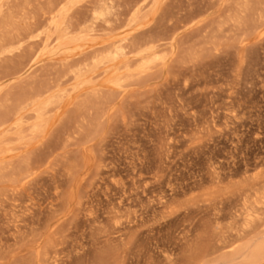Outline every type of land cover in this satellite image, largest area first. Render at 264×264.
I'll return each instance as SVG.
<instances>
[{
    "label": "rangeland",
    "instance_id": "374dc122",
    "mask_svg": "<svg viewBox=\"0 0 264 264\" xmlns=\"http://www.w3.org/2000/svg\"><path fill=\"white\" fill-rule=\"evenodd\" d=\"M15 2L26 4L35 34L55 31L43 15L51 4L66 9L57 32L107 10L108 23L71 56L70 71L93 69L110 53L116 60L99 65L49 114V129L0 164V264H167L175 255L213 264L218 255L201 260L200 243L191 254L180 250L185 236L212 238L208 214L218 207L249 232L240 247L264 243V0ZM38 47L26 45L0 64L1 77L20 61L26 67L15 82L2 81L14 87L2 93L0 116L15 109L23 88L63 76L60 57L32 56ZM154 52L158 61L144 66L141 58ZM78 76L64 83L71 88ZM249 213L255 219L247 227Z\"/></svg>",
    "mask_w": 264,
    "mask_h": 264
},
{
    "label": "bare ground",
    "instance_id": "6f19581e",
    "mask_svg": "<svg viewBox=\"0 0 264 264\" xmlns=\"http://www.w3.org/2000/svg\"><path fill=\"white\" fill-rule=\"evenodd\" d=\"M16 3L17 2H15V0H0V64L8 62L6 60L9 58L10 55H14L15 51L18 52L17 53L18 55H21L19 52H20V50L23 51L24 49H26L27 48V47L25 48L26 45H28L29 47L30 46L31 47L39 46L38 48H40V49L38 51L37 50L32 51L33 52L32 56L37 55L41 50L44 53V56L45 55H49V56L51 55V56L60 57L61 58L60 61L63 65L65 71H64L63 76L56 83L52 82L53 84L43 85L37 89L31 88L30 90L29 89L25 90L23 88V93H22L23 96L20 94V99L18 98L19 101H18V104L16 105L15 109H13L11 111V113H9V114L7 113L8 116H6V115L0 116V164L2 162H4V160H6L8 158V156L14 154V152L17 151L16 149H18L19 147L16 148L15 146L25 145V144H27L26 142L29 139L35 140L36 137L44 134L51 127V117H49V114L52 113V111H55L58 106H61L65 101L70 99L71 93L78 92V87H84L87 83H89L90 82L89 81L90 76L92 74H94L95 70L98 69L99 65L102 64L106 67H109V64H111L114 60H116L115 58H113L111 56V53H110L109 55L107 54L106 57L102 56V58H99V60L95 59V65H94L93 69H87V68L83 67L84 69H87L84 72V71H82V69L80 67H79L80 69L77 67L78 62H74L75 66L77 65L76 66L77 71H75V70L70 71V68L72 65L70 63V62H72V61H70V59L72 58L71 56L74 53H77V51H80L83 46H87L92 41V37H93L94 33L97 31V28H98L100 23H102V22H104V24L108 23L109 13L107 12V10L98 11V12L96 11V13L90 19H88V21H86L83 25H80L77 28V30H75V31H71L72 29L71 30L70 29H62V30L57 32L58 28H62V27H60V25L61 24L64 25L60 21H61L62 13L64 11H66V9H65V7H62V6H60L59 9H57L56 6L51 7L53 5V4H51V6H48V9L46 10V12H44L43 10L42 11L44 12L43 15H44L45 20L55 22V26H56L55 31H53V32L52 31H41V33L35 34V32L36 33L38 32V30L35 29L36 24H31V23L27 22L28 18L26 15V6H25L26 4L24 6H20L19 4L17 5ZM59 5H61V4H59ZM111 10L112 9H110V11ZM140 11H141L140 8H138L135 11V13L132 14L133 15L132 20L133 19L136 20L138 18ZM32 15H34V14H32ZM104 28H105V26H104ZM106 29H107V27H106ZM261 36H263V34H261ZM120 47L122 48V46H119V48ZM117 51H119V50H117ZM121 53H123V52L121 51ZM155 53L156 52H154V54L151 53L152 55H154L153 58H150L152 55L150 57L144 56L141 58V60L144 61L143 62L144 66L149 65V63L151 61H154V62L156 60L158 61L159 58L155 55ZM115 54H117V53L115 52ZM125 55L126 54L123 53V56H125ZM113 56H115V55H113ZM158 56H159V54H158ZM119 57L121 58V56H119ZM13 58H14V56L12 57V59ZM60 58H58V60ZM161 60L162 59H160V61ZM4 61H6V62H4ZM21 62L22 61H20V63ZM20 63H19V65H18V63H17V65H15V66H18L16 71L15 70H13L14 72L10 71L11 73L8 72L3 77L0 76V87H2V89L0 88V99L1 100L3 99L2 93L4 92V90L7 87L9 89L14 87V84H10L8 86L4 85L5 87H3L2 81L6 78L12 77L11 81L15 82L19 78L18 75H20L21 72L26 68L25 62H23L21 64ZM0 67H1V65H0ZM123 67H125V66L123 65ZM123 67H121V71L123 69H126ZM72 68H74V67H72ZM115 68H117V66ZM127 68L130 69L129 66H127ZM119 70H120V68H118V71ZM77 72H78V74L82 73L83 77L77 83H75L73 85L71 84L72 85L71 88H68L67 87L68 85L66 86V83H64V79L69 78L70 76H72V78H75L74 76H78ZM117 73H115L113 75H116ZM0 75H1V73H0ZM121 77L116 79V76H115L117 86H122L121 83L123 82V80H122L123 78H121ZM113 78H114V76H113ZM49 83H51V82H49ZM5 94H4V97H8L10 94V91H9V93H7V95H5ZM9 99H10V97H9ZM9 99L8 98L5 99V103H7L9 101ZM5 103H3L1 106L4 107ZM77 106H78V104L76 105V107ZM83 106H84V104H83ZM81 108L82 107H80V109ZM80 109H79V111H80ZM75 112H76V109H75ZM27 113H28V115H30L29 113L32 114L31 116L33 118L31 117V120L34 119L32 122L28 121L30 119H28V117L26 115ZM76 116L78 117V115H76ZM20 147L22 148V146H20ZM15 153H17V152H15ZM15 156H16V154H15ZM23 159H24V157H23ZM5 164H6V162H5ZM19 167H17V170ZM27 167H28V165H27ZM21 169H23V168H21ZM24 169H26V168H24ZM24 169L21 171H24ZM28 170H30V169H28ZM13 171H15V170H13ZM4 173H6V172H4ZM6 174H8V172ZM9 174H10V172H9ZM1 175H2V173H1ZM14 179L15 178H13L12 180H14ZM9 182H11V181H9ZM13 182L14 181H12L11 184H16V182L15 183H13ZM8 189H10V188H8ZM247 190H248V188H247ZM19 198H21V197H19ZM263 198H261V200ZM258 203L261 205L263 204V202L260 203V202L256 201V204H258ZM250 207H253V206H250ZM219 208L220 207H218V209L215 208L214 210H212V212L209 211V214H208L209 219L213 220L215 223V225L213 222L210 224V225L213 224L215 226V227L210 226V228L211 227L213 228L212 238L209 239L210 238L209 237L208 241H207L206 240L207 237H206L204 240L203 236L204 237L206 236L207 232L205 230H207L208 227L204 230L205 232H203V231L200 232L199 230H202L203 228L198 226L201 228L198 230L200 232V234H197L198 231L194 230L197 234V235H195V233H194V235L196 236L195 238L193 237L194 240H191V239L188 240L189 237L187 238V236H185V238L182 239V241H184V245L183 246L180 245V246H182L180 253H183V252L185 253V251L187 249L188 250L191 248L193 249L194 246H197V248H198V245L200 243V248H199V250H197V252H198V255H200L199 251H201V255L203 257L201 260H203L204 258H211L213 256L218 255V257L213 260V262H214L213 264H240L243 257L245 258V260H243V261H245L246 264H259V263H261L264 260V243H258V244L253 245V246H249L250 245V243H249V245L246 246L245 248L240 247L239 246L240 240L243 239L249 232H247L246 234L243 233L244 235L241 234L242 233L240 231L241 229L238 228L237 217L230 214V212H229V214H226L223 212V210L221 208L220 209ZM255 208H258V210H260L261 207L259 208L258 206H256ZM263 210H264V208H263ZM249 212H250V210H249ZM253 214H250V213L248 214V221L246 220L247 225H248L247 227H249L250 223L252 224L254 219H255ZM258 216H259V214H257L256 219L257 220L259 219V223H260L261 220ZM239 217H240V215H239ZM225 218H229L233 221V223L227 228L221 227V224H220V221L222 219H225ZM209 223H210V221H209ZM209 223L207 225H209ZM262 223H264V222H262ZM256 225H257V223H256ZM203 226L205 227V225H203ZM198 227H196V228L198 229ZM212 228L210 230H212ZM186 230L184 229V231H186ZM37 232H38V230H37ZM183 235H184V233H183ZM190 237H192V236H190ZM203 240H204V242H203ZM175 243H176V241H175ZM181 244H182V242H181ZM41 251H43V250H41ZM191 251H193V250H191ZM191 251H190V254H191ZM170 253L172 254L171 251H170ZM195 253H194V255H195ZM176 254H178V252ZM190 254H189V256H190ZM182 255H183L182 257H184V254H182ZM198 255H196V257H197V259L199 258L198 260L200 261L201 256L198 257ZM168 256H170V254ZM175 256L173 257L174 259H172L171 257L164 258L166 260L165 262L167 264H185L186 263L183 260L185 257L182 258V260L180 261L178 259V257H176L177 258L176 259ZM187 256L188 255H186V257ZM36 258H37V262H38L39 258H41L40 253H37ZM197 259H195V260H197ZM160 261H162V260H160ZM150 264H151V262H150ZM188 264H189V261H188Z\"/></svg>",
    "mask_w": 264,
    "mask_h": 264
}]
</instances>
